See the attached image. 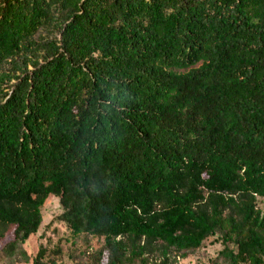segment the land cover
<instances>
[{"label": "trees", "instance_id": "trees-1", "mask_svg": "<svg viewBox=\"0 0 264 264\" xmlns=\"http://www.w3.org/2000/svg\"><path fill=\"white\" fill-rule=\"evenodd\" d=\"M259 198L264 0H0V264H264Z\"/></svg>", "mask_w": 264, "mask_h": 264}, {"label": "rangeland", "instance_id": "rangeland-1", "mask_svg": "<svg viewBox=\"0 0 264 264\" xmlns=\"http://www.w3.org/2000/svg\"><path fill=\"white\" fill-rule=\"evenodd\" d=\"M257 207L260 210L264 211L263 199H258ZM59 211L60 206L58 200L54 197H48L42 210V225L35 235L29 237L28 245L26 246L27 253H29L30 255H34L38 251L39 245H45L49 242L57 243L58 236H62L63 234H65L63 227L58 224H54L58 228V236L56 232L52 231V228L46 229V224L52 219L53 216L58 214ZM83 240L84 239H82V237H79L76 246H79V248H85L88 252L91 249L98 248L103 242L102 239H95L92 236H88L87 240L90 243L89 247L87 245L88 243L83 242ZM62 246L64 252H70V243H66L64 241V244ZM221 249L222 244L220 242V239L217 235H213L211 237H208L203 242L200 248L187 252L185 257H180V255L177 256V253L175 252H172V257L175 258L174 264H211V260L217 255V253ZM73 258L79 263L83 260V257L80 256V253L78 251L74 252ZM63 261L64 264H75L74 262H76L73 261V263H71V260L67 259V256L64 257ZM157 262L158 259H154L153 257H150L148 261L149 264H157Z\"/></svg>", "mask_w": 264, "mask_h": 264}]
</instances>
